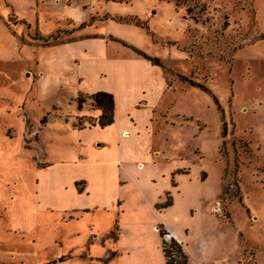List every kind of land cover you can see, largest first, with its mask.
I'll return each instance as SVG.
<instances>
[{
  "label": "rangeland",
  "instance_id": "1",
  "mask_svg": "<svg viewBox=\"0 0 264 264\" xmlns=\"http://www.w3.org/2000/svg\"><path fill=\"white\" fill-rule=\"evenodd\" d=\"M94 38L107 42V56H139L138 49L158 60L166 85L155 100L151 142L164 153L156 167L188 165L193 178L200 171L191 162L194 152L213 195L222 164L217 201L221 217L230 211L233 224L215 213L216 232L229 239L231 264H253L256 257L264 264V0H0V263L77 264L76 258H87L85 251L54 252L50 218L34 216L62 202L50 191L53 157L78 147L66 123L96 125L89 94H76L79 58L73 51V61L60 47L76 42L99 53ZM78 96L85 99L81 109ZM20 158L48 164L36 168L38 196L48 204L40 198L36 204L33 172L25 175L24 167L13 165H21ZM241 192L256 221L238 201ZM34 235L44 245L39 252Z\"/></svg>",
  "mask_w": 264,
  "mask_h": 264
},
{
  "label": "crops",
  "instance_id": "2",
  "mask_svg": "<svg viewBox=\"0 0 264 264\" xmlns=\"http://www.w3.org/2000/svg\"><path fill=\"white\" fill-rule=\"evenodd\" d=\"M94 39L98 41L99 53L91 48H80L76 42L60 47L64 54L69 52L68 57L73 61L76 60L73 51L79 58L76 94L105 91L113 95V122L104 127L94 123L86 128L65 122L69 126L66 131L76 138L78 147L74 148L72 143L68 152L63 151L64 156L53 157L55 183L50 191L58 194L62 202L56 199L49 206L45 205L43 212L36 209L34 216L50 218L52 229H48L52 231L48 236L54 252L85 251L86 259L75 257L77 264H165L161 235L155 228L160 226L181 245L187 256L186 264H217L221 260L231 264L229 239L221 238L216 232L220 219L233 224L230 211L229 218L221 217L222 206L217 201L223 171L221 162L217 191L213 195L208 188L207 172L201 169V158L194 152L191 162L197 163L200 171L193 178L188 165L167 168L166 164L165 170L156 167L164 153L153 149L151 139L155 133L153 121L158 120L154 119L157 116L155 100L166 85L165 75L141 56L123 55L120 51H116L117 57L107 56L104 53L107 42ZM91 113L90 119L97 121L101 110L95 107ZM123 132H127V136H123ZM182 154L178 153L177 159L182 160ZM4 159L6 161V156ZM20 159L21 165H13L24 167L25 175L27 171L33 172L35 179L36 168L48 165L37 167L25 158ZM162 160L166 163L169 158L165 156ZM77 163L83 170L75 167ZM37 180L32 187L36 204L39 198L43 204H48L46 196L40 193L38 196ZM76 182H80L81 191ZM66 185L71 187L68 193ZM167 193L170 205L157 207L166 200ZM238 201L248 218L252 215L256 221L257 214L249 204L245 205L243 194ZM189 202L195 203V209ZM65 214L70 215V219L63 221ZM33 222L32 226L38 227L36 223L41 220ZM115 224L117 229L112 234ZM57 228L60 230L54 232ZM238 230L236 228L242 236ZM40 246L44 247L39 235L38 252ZM255 261L253 264H260L257 257ZM240 263L244 264L237 262Z\"/></svg>",
  "mask_w": 264,
  "mask_h": 264
},
{
  "label": "trees",
  "instance_id": "3",
  "mask_svg": "<svg viewBox=\"0 0 264 264\" xmlns=\"http://www.w3.org/2000/svg\"><path fill=\"white\" fill-rule=\"evenodd\" d=\"M112 1L126 2L128 0H112ZM136 24L140 25V22L136 20ZM135 51L137 55L150 61L151 64L158 65V60L156 58L150 57L147 54H145L143 51H140L138 49H135ZM188 82L191 85H196L200 88H205L202 84H197L191 80H188ZM88 97L93 101L94 107H97L101 110V114L97 118L96 124L99 127H104L106 125L111 124L113 122V106H114L113 95L105 91H97L95 93L88 95ZM83 102H85L84 98L80 96L76 98L77 109H81ZM224 132H225V129H223V134ZM79 184L80 182L75 183V185L77 186V189L81 191V189L78 188ZM239 199H240V196H239ZM170 203H171L170 195L169 193H167L166 200L162 204H157L156 206L166 207L170 205ZM116 229H117V225L115 224L112 234L114 233V230ZM159 232H160V235L162 236L164 231H162L161 228L159 227ZM161 247H162L164 257H165V264H186L187 263V256L183 252L181 245L176 240H172L170 242H165L164 240H162ZM0 264H4V263H0Z\"/></svg>",
  "mask_w": 264,
  "mask_h": 264
},
{
  "label": "built area",
  "instance_id": "4",
  "mask_svg": "<svg viewBox=\"0 0 264 264\" xmlns=\"http://www.w3.org/2000/svg\"><path fill=\"white\" fill-rule=\"evenodd\" d=\"M155 228L159 231V227L156 226ZM161 239L164 240L165 242H170L172 240H175L173 238V235L168 231L163 232ZM217 264H229V263L225 260H221V261L217 262Z\"/></svg>",
  "mask_w": 264,
  "mask_h": 264
},
{
  "label": "bare ground",
  "instance_id": "5",
  "mask_svg": "<svg viewBox=\"0 0 264 264\" xmlns=\"http://www.w3.org/2000/svg\"><path fill=\"white\" fill-rule=\"evenodd\" d=\"M122 135H123V136H127V132H123Z\"/></svg>",
  "mask_w": 264,
  "mask_h": 264
}]
</instances>
